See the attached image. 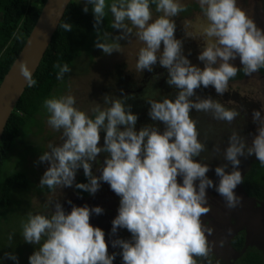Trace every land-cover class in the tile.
I'll list each match as a JSON object with an SVG mask.
<instances>
[{
	"label": "clouds",
	"instance_id": "clouds-1",
	"mask_svg": "<svg viewBox=\"0 0 264 264\" xmlns=\"http://www.w3.org/2000/svg\"><path fill=\"white\" fill-rule=\"evenodd\" d=\"M197 2L207 20L202 32L207 39L197 54L203 67L189 61L182 52V41L174 36L172 18L186 10L181 0H83V12L91 6L96 48L105 54L120 52L119 41L135 29L134 35L143 44L136 56V71L152 72L157 62L166 70L165 82L176 92L171 98L147 100L151 123L137 129V115L123 95L105 94L102 105L97 102L88 111L76 106L70 91L43 101L46 124L61 135L59 143L49 142L39 155V161L48 166L38 186L49 191L74 186L94 195L101 182L107 183L119 198L110 231L114 234L121 228L130 234L128 239L110 241L113 248L119 247L122 264H212L207 239L212 229L200 218L210 211L206 189L213 188V181L206 175L208 163L198 159L205 143L198 139L197 121L189 113H210L213 119L229 123L239 113L211 96L197 95L194 89L211 85L220 96L238 71L247 76L264 68V32L237 6V0ZM153 5L159 14L155 18ZM106 12L112 17L111 28L119 34L105 33L101 38L97 25ZM61 27L72 29L68 22ZM12 35L16 40L23 38L19 31ZM237 57L239 68L232 63ZM53 67L57 80L70 72L67 63ZM19 73L29 87L35 85L23 62ZM262 112L264 102L251 112L256 132L250 142L237 131L230 133L223 149L225 163L214 168L219 178L215 191L229 209L240 203L234 192L242 181L239 157L254 154L264 166ZM101 155L102 163L98 161ZM78 169L87 182L73 183ZM102 213L101 206L87 204H73L65 212L58 199H49L45 211L28 213L21 224L23 241L35 246L28 264H113L116 253L107 251L103 229L89 223L90 215ZM4 256L18 264L14 253Z\"/></svg>",
	"mask_w": 264,
	"mask_h": 264
},
{
	"label": "rangeland",
	"instance_id": "rangeland-1",
	"mask_svg": "<svg viewBox=\"0 0 264 264\" xmlns=\"http://www.w3.org/2000/svg\"><path fill=\"white\" fill-rule=\"evenodd\" d=\"M74 1L77 2V0ZM195 2L197 3V0H181V3L186 5V10L178 13L177 16L172 18H181L179 20L180 30H178V27L176 26L175 29L177 32L174 31V36L182 41V52L189 59V61L203 67L202 62L197 60V54L202 46V39H199V36H203L202 32L203 28L207 24V20L205 17H203L204 19H200V21L197 19L196 11L192 10V6ZM79 4L83 6V0H80ZM151 8L154 10V5L151 6ZM89 11H91V6H89ZM197 11H201L200 8H198ZM157 15L159 14L153 12V18ZM201 15L203 16V14ZM105 17L111 25V14L106 12ZM106 33L109 34V36L118 35L119 30L113 29L110 26L109 31ZM134 33L135 29H133V34L126 40L119 41L120 52L113 51L111 54H105L100 49L94 47L91 51L92 57L90 59L82 53L81 56L73 63V66L70 68V72L67 73L68 77L64 81V87L60 95L66 94L70 91L75 97L76 106L85 111H88L97 102L102 105L103 88L110 82V73H112L115 67H123L122 72L136 82H140L141 84L148 83V79L150 78L149 73L151 72H148L147 70L137 72L135 69L136 56L139 48L142 47L143 44L136 38ZM100 37L103 38V35ZM206 39L207 38L204 37V42ZM109 42H111V40H109ZM194 46L196 50H193ZM152 71H154L158 76H162L166 73V70L160 67L158 62L157 65L153 66ZM144 77L147 79L143 80ZM252 80L255 82L254 85H252L251 80L246 84L239 83L229 85L228 94L224 95L223 93V95L218 97V101L226 108L231 106H234V108L239 107V114L237 115L239 117L234 118L230 123L215 120L212 118L210 113L208 116L203 115L200 119L201 127L199 128V132H202L204 129L207 135V139L206 137L201 138V142L205 139V145L209 148V151H211V153L204 157V160L202 161L204 163H208L209 171L206 175L213 181V188L206 189L210 211L207 215L202 216L200 219L205 226L212 229V234L207 237L211 246V253L208 259L212 261V264L214 263L213 261H219V264H230L236 261V259L240 256L241 251L233 249L230 242L238 233L243 235L246 247L257 248L264 256V199L260 203H256V201L251 197H247L242 188V183H240L234 189L235 194L240 197V203L235 208L229 209L225 206L223 198L215 191V184L218 182L219 178L215 175L214 168L219 164L225 163L223 160V149L227 145L228 136L232 131H235V125L238 122L237 128L239 132L237 130L236 131L246 137V142L248 135L255 130L254 128H256L255 123H252V120H250L251 117L249 113L251 114V109H259L258 102H263L264 96L261 94L259 89H257V87H259L258 81L255 79ZM210 89H212L211 85H209L205 91L203 90L205 94H202L201 91L197 93L202 97H204L203 95L209 96V94L213 92ZM234 92H237L239 97H237ZM212 123H218L216 125L217 129L215 130L217 134L216 140L215 137H213V131L208 127ZM35 129L36 128L33 127V130ZM60 135V132L53 131L46 124V117H43L42 129L38 132V135L30 134L28 136V140L42 146L40 153H35L34 151L38 147L32 145L31 150L27 153L24 159V155H22L23 150L21 149L12 152L7 157L8 165L6 164L3 169H6V172L13 166L19 170L24 169L29 178L30 187L29 190H27L28 192L21 190L14 191L11 196L12 202L17 210L15 211V215L10 212L8 216L9 219H11V221L8 222L9 225H7V223H3L4 225L1 224L3 233L0 232V258H2V260H0V264H14L12 260L4 256V253L6 252L14 253L16 257H18V264H28L27 258L33 250L30 251V253L25 252V254L20 255V251L27 249L29 246L26 242H23V239L20 238L22 237L21 226H19L20 228L15 231H11L12 222L16 219L25 221L28 213L45 211V206L49 199H58L65 212H67L65 209H71L73 204L77 206L87 204L90 208L94 205L101 206L103 208V213L100 215H90L89 221L91 225L98 226L100 228L104 227L101 226L102 223H100V220L110 219L111 221L116 215L119 200L116 199L117 195L111 191L109 185L105 182L100 183L99 190L94 195H89L87 198L83 199H79L74 195V186L64 187L60 190L56 189L55 191H49L45 189L46 187L41 188L38 186L39 178L48 166L47 162L41 163L39 161V155L41 152L47 150V144L49 142L59 143ZM26 149L27 148L25 147L24 150L26 151ZM21 159L24 161L22 166L19 167L16 164ZM255 159L256 157L254 154L251 156L239 157L240 164L238 165V168L241 172L242 181L244 175L250 169V163ZM80 170L81 169L77 170L76 175ZM95 174L99 175V172L97 171ZM177 180L179 182V177ZM110 209L112 210V215L110 214ZM8 217L3 219L7 220ZM121 230V228H118L116 233L109 234V239L105 242L107 248L112 247L110 244L111 240L122 236ZM10 234L12 236L11 240L8 239ZM33 247L35 246L31 245L30 249H33Z\"/></svg>",
	"mask_w": 264,
	"mask_h": 264
},
{
	"label": "trees",
	"instance_id": "trees-1",
	"mask_svg": "<svg viewBox=\"0 0 264 264\" xmlns=\"http://www.w3.org/2000/svg\"><path fill=\"white\" fill-rule=\"evenodd\" d=\"M45 0H0V82L7 72L12 62L18 55L23 44L26 41L38 14L41 10ZM82 5L71 0L67 5V8L52 35L51 41L36 69L32 78L36 81L35 85L25 87L20 99L16 103L13 111L11 112L6 125L4 127L1 139H0V232L3 233L1 224L7 223L9 225V214L12 212L15 215L17 210L12 202L11 196L14 191H27L30 187V181L27 173L24 169H16L15 166L8 169H3L7 164V157L12 152L18 149L23 150V159L27 153L31 150V146L35 145L38 148L34 151L40 153L42 146L35 144L33 141L28 140L30 134L38 135V132L42 129V118L47 116L46 111L43 108V101L52 95H60L64 81L67 79V73L64 75L63 80H57L55 78L56 69L53 67L54 64L67 63L69 68L73 66V63L78 59L82 53H84L89 59L91 51L94 49V42L96 39V31L93 28V15L91 11L83 12ZM68 22L72 25V29L64 31L61 25ZM99 28V34L104 35L110 29V24L106 17L102 19L101 24L97 25ZM22 32L23 38L16 40L13 37L14 32ZM123 67H115L110 76V82L103 88V95L109 96H127L128 99L125 103L131 106V111L137 115V121L135 127L138 129L146 123H151L147 115L149 105L147 100L154 99L159 100L165 96L171 98L175 95L176 89L170 88L166 84L167 72L162 76H158L154 71L150 74L148 83L141 84L132 80L122 72ZM264 72V68L259 69ZM240 72L235 77L240 76ZM147 78L144 77L143 80ZM196 94L203 89H194ZM207 95V94H206ZM205 97V95H203ZM215 100L214 95H209ZM202 97V96H201ZM190 117L197 121L196 128L199 133L198 139L206 137L205 130L199 132L201 127V117L203 115H209L205 112H196L195 110L189 113ZM218 123H212L208 127L215 132ZM33 127L36 129L33 130ZM101 140L103 143V132L100 133ZM206 143V140L203 139ZM27 148L26 151L24 150ZM31 152V153H34ZM30 153V154H31ZM211 151L205 145V150L200 153L198 159L204 160V157L209 155ZM23 159L18 161L16 165L22 166ZM103 162V156L98 158V161ZM8 165V164H7ZM11 166V165H10ZM99 167V163L94 165V169ZM76 182H87L83 176V170L81 169L75 178ZM242 188L247 195L260 203L264 199V166L255 159L250 163L249 171L244 175ZM46 190L47 187L45 188ZM112 191V190H111ZM28 192V191H27ZM74 195L79 198H87L89 194L85 191L73 188ZM116 199L119 200L118 196ZM67 212L70 209H65ZM106 212V209H105ZM6 214V215H5ZM112 215V210L110 209ZM8 217L7 220L3 218ZM90 221V218H89ZM23 221L16 219L12 222L11 231H15L20 228ZM20 223V224H19ZM101 226H104L103 231L105 233L104 239L108 241L109 234L112 233L110 219L100 220ZM4 225V224H3ZM121 239H128L130 234L126 229L121 230ZM22 239V237H20ZM24 242V241H23ZM27 249L20 251L21 254L32 251L29 243ZM230 245L235 250H240L241 254L236 261L230 264H264V256L262 252L253 247H246L244 244V238L241 233L235 235ZM110 250V251H109ZM109 253L115 252V259L113 264H122L121 257L119 255L120 249L107 248ZM18 258V257H17ZM19 262V261H18ZM22 262V261H21ZM27 262V261H25ZM213 264H216L213 261ZM224 264V263H221Z\"/></svg>",
	"mask_w": 264,
	"mask_h": 264
},
{
	"label": "water",
	"instance_id": "water-1",
	"mask_svg": "<svg viewBox=\"0 0 264 264\" xmlns=\"http://www.w3.org/2000/svg\"><path fill=\"white\" fill-rule=\"evenodd\" d=\"M70 1L45 0L25 43L4 74L0 82V139L11 112L28 85L19 73V64L25 63L33 76ZM260 16L257 27L264 32V13ZM232 63L240 67L238 57Z\"/></svg>",
	"mask_w": 264,
	"mask_h": 264
},
{
	"label": "flooded vegetation",
	"instance_id": "flooded-vegetation-1",
	"mask_svg": "<svg viewBox=\"0 0 264 264\" xmlns=\"http://www.w3.org/2000/svg\"><path fill=\"white\" fill-rule=\"evenodd\" d=\"M237 6L238 7H240L242 10H244L246 13H247V15L250 17V18H252L253 20H254V22H255V24L257 25L258 24V19H259V17L261 18V16H260V14H262V13H264V0H237ZM198 8H199V5H198V2L196 3L195 2V4L192 6V10L193 11H196V14H197V19L200 21V19H204L203 17L204 16H202L201 14H202V12L201 11H197L198 10ZM153 12H155V8H154V10H152ZM177 18V17H176ZM181 19V18H180ZM180 19H173L174 21H175V28H176V26L178 27V30H180L179 29V20ZM185 21V20H184ZM183 21V22H184ZM199 21H196V22H199ZM196 22H194V23H196ZM193 23V24H194ZM184 24V23H183ZM184 26H185V24H184ZM190 28V27H189ZM175 32H177V30L175 29ZM180 32V31H179ZM202 39V43H201V45H203L204 44V37L203 36H199V39ZM193 50H196V48H195V46H194V48H193ZM239 68V67H238ZM241 73L240 74V76H238V77H233L232 79H230L229 80V82H228V88L230 87L229 85H234V84H239V83H242V84H246L248 81H250L251 80V83H252V85H254V81L252 80V79H255V80H257L258 81V83H259V87H257V89H259V91L261 92V94L264 96V72H261L260 70H258V71H256V72H254V73H251L250 75H244V73L242 72V71H238L237 73ZM211 88H212V86H211ZM202 89L205 91V89L206 88H204V87H202ZM210 90H212L213 92H211V94H209V95H214L215 97H217V99H218V97H220V96H218L217 94H216V92H215V90L212 88V89H210ZM228 92H229V90L227 91V92H225L224 93V95L225 94H228ZM235 93V95L237 96V97H239L237 94V92H234ZM219 100V99H218ZM241 100V99H240ZM234 101H238V100H234ZM219 102V101H218ZM261 102L262 101H260V102H258V107L260 108V105H261ZM264 102V101H263ZM232 105H235V104H232ZM256 107V106H255ZM229 108H234V106H231V107H229ZM235 109L238 111V109H239V107H235ZM245 112V111H244ZM250 112H252V109L250 110ZM249 115H250V117H251V114L249 113ZM262 115H264V112H262ZM237 117H239V116H237ZM242 118V117H241ZM250 120H252V119H250ZM252 123H254L253 121H252ZM238 122H237V124L235 125V127H234V130L236 131H238ZM255 130H253V132H254V134H253V132H251L249 135H248V137H247V142H250V140H251V138H252V134L253 135H255V132H256V128H254ZM239 132V131H238ZM213 137H215V140H216V138H217V134H216V131L215 132H213ZM254 200V199H253Z\"/></svg>",
	"mask_w": 264,
	"mask_h": 264
}]
</instances>
